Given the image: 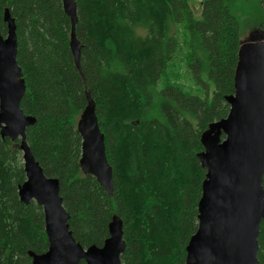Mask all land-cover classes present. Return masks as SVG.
<instances>
[{
	"label": "trees",
	"instance_id": "1",
	"mask_svg": "<svg viewBox=\"0 0 264 264\" xmlns=\"http://www.w3.org/2000/svg\"><path fill=\"white\" fill-rule=\"evenodd\" d=\"M199 1L201 19L190 0H76L78 69L62 0H0L1 34L6 9L17 25L21 109L36 118L27 130L31 151L45 175L59 180L70 231L85 249L102 247L113 216L121 218L124 264H186L198 229L201 136L230 112L242 44L235 0ZM184 48L190 89L172 72ZM88 94L106 137L112 197L80 166L77 124ZM25 181L20 141L0 133V264H32L30 252L49 249L43 208L19 197ZM258 243L264 264V220Z\"/></svg>",
	"mask_w": 264,
	"mask_h": 264
},
{
	"label": "water",
	"instance_id": "2",
	"mask_svg": "<svg viewBox=\"0 0 264 264\" xmlns=\"http://www.w3.org/2000/svg\"><path fill=\"white\" fill-rule=\"evenodd\" d=\"M62 2L71 21L70 49L81 69L78 6L76 0ZM4 21L8 31L6 36L0 32V133L2 138L20 141L26 181L19 187V197L25 204L35 201L43 208L49 241L46 253L30 252L32 264H124L126 242L119 216H113L110 236L102 247L85 249L70 231L60 182L45 175L27 141V130L36 118L21 109L26 83L17 61V25L9 9ZM234 90L226 97L228 116L211 123L201 136L204 150L198 159L206 178L198 203V229L186 247V264H259L258 238L264 220V35L241 44ZM77 129L82 138L83 174L96 178L112 197L113 168L90 94Z\"/></svg>",
	"mask_w": 264,
	"mask_h": 264
},
{
	"label": "rangeland",
	"instance_id": "3",
	"mask_svg": "<svg viewBox=\"0 0 264 264\" xmlns=\"http://www.w3.org/2000/svg\"><path fill=\"white\" fill-rule=\"evenodd\" d=\"M192 10L196 19H201V2L199 0H190ZM233 13L239 18L241 23V41L247 43L264 35L257 26L263 18V11L258 0H235L232 4ZM186 49H183L182 55L176 60L173 71L177 72L178 81L190 89L193 86L191 75L186 70L187 58Z\"/></svg>",
	"mask_w": 264,
	"mask_h": 264
}]
</instances>
